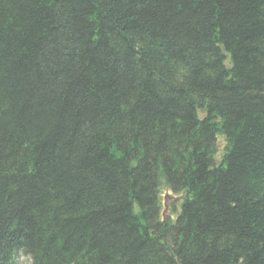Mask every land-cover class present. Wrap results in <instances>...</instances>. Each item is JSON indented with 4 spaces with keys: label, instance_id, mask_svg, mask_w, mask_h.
<instances>
[{
    "label": "trees",
    "instance_id": "trees-1",
    "mask_svg": "<svg viewBox=\"0 0 264 264\" xmlns=\"http://www.w3.org/2000/svg\"><path fill=\"white\" fill-rule=\"evenodd\" d=\"M20 251L264 264V0H0V264Z\"/></svg>",
    "mask_w": 264,
    "mask_h": 264
},
{
    "label": "rangeland",
    "instance_id": "rangeland-1",
    "mask_svg": "<svg viewBox=\"0 0 264 264\" xmlns=\"http://www.w3.org/2000/svg\"><path fill=\"white\" fill-rule=\"evenodd\" d=\"M222 143L223 141L220 140L219 145L221 146ZM170 201H171V197H170ZM14 261L15 264H31V258L21 251L17 253Z\"/></svg>",
    "mask_w": 264,
    "mask_h": 264
}]
</instances>
